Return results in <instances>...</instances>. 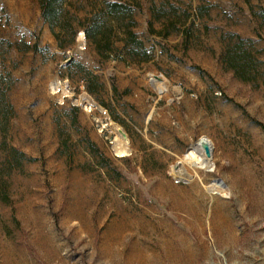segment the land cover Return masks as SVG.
<instances>
[{
	"label": "rangeland",
	"instance_id": "obj_1",
	"mask_svg": "<svg viewBox=\"0 0 264 264\" xmlns=\"http://www.w3.org/2000/svg\"><path fill=\"white\" fill-rule=\"evenodd\" d=\"M122 1L148 62L60 49L37 0H0V264H264V0ZM170 5L184 26L150 34ZM236 36L248 81L224 62Z\"/></svg>",
	"mask_w": 264,
	"mask_h": 264
},
{
	"label": "trees",
	"instance_id": "obj_2",
	"mask_svg": "<svg viewBox=\"0 0 264 264\" xmlns=\"http://www.w3.org/2000/svg\"><path fill=\"white\" fill-rule=\"evenodd\" d=\"M37 1L40 16L60 49L72 46L76 36L82 31L87 46H92L96 55L103 61L112 57L118 59L120 55L134 59L137 51H141L144 62L150 60L143 41L136 32L138 23L133 15L134 6L128 1L101 0L98 2L96 0H84L90 6L91 11L83 17L79 16V12L83 10L84 6L77 4L83 0ZM202 9L205 12L208 10L199 6L196 13L197 17L202 16ZM167 14L172 15L174 20H169L167 28L164 30L156 31L152 27L151 21L147 22L150 34L166 39L171 31H179V27L184 26L189 17L186 12L183 13L184 20L180 23L181 17L178 16L177 9L172 5L169 6V12H165L162 7L157 10L152 9L153 18L157 21H160ZM179 23L180 26H178ZM235 39L233 46L227 48L224 54V62L227 68L233 70L236 77L248 81L250 78L247 76V59L251 56L244 48V41L238 36ZM118 43L121 46H117ZM32 48L37 50L36 46ZM85 89L88 93L94 92L88 82L85 83ZM112 90L116 92L115 85H112ZM11 151L13 152V160L17 161L19 165L21 159L25 157L24 154L15 148H12Z\"/></svg>",
	"mask_w": 264,
	"mask_h": 264
},
{
	"label": "bare ground",
	"instance_id": "obj_3",
	"mask_svg": "<svg viewBox=\"0 0 264 264\" xmlns=\"http://www.w3.org/2000/svg\"><path fill=\"white\" fill-rule=\"evenodd\" d=\"M82 35H83L82 32H80L79 33V37H82ZM151 83H152V86L159 93H164V91H165L164 87L165 86H163V84L161 82H159L157 80H153ZM78 102L83 104V105L86 104V109L87 110H90L92 108V106H93L91 101L87 97H84V96H81L80 99L78 100ZM93 108H94V106H93ZM127 143H128V141L125 138V136H123L122 133H119V137H117V136L115 137V144H114L115 145L114 146L115 154L118 155V156L126 155L128 153V149H129L128 146H127ZM191 151H193L192 152L193 154L197 155V157H195L194 163L196 161L199 165H201V168H207L209 166L210 159H205V155L203 153V150L199 146V144L194 146V149H192Z\"/></svg>",
	"mask_w": 264,
	"mask_h": 264
},
{
	"label": "water",
	"instance_id": "obj_4",
	"mask_svg": "<svg viewBox=\"0 0 264 264\" xmlns=\"http://www.w3.org/2000/svg\"><path fill=\"white\" fill-rule=\"evenodd\" d=\"M199 146L203 150V153L205 155V159H210L211 158V152H212V147L211 144L209 143L208 140L205 138H201L198 141ZM197 143L193 144L195 146Z\"/></svg>",
	"mask_w": 264,
	"mask_h": 264
},
{
	"label": "crops",
	"instance_id": "obj_5",
	"mask_svg": "<svg viewBox=\"0 0 264 264\" xmlns=\"http://www.w3.org/2000/svg\"><path fill=\"white\" fill-rule=\"evenodd\" d=\"M44 23V22H43ZM82 32V31H81ZM80 33V32H79ZM82 34H83V38H84V33L82 32Z\"/></svg>",
	"mask_w": 264,
	"mask_h": 264
}]
</instances>
